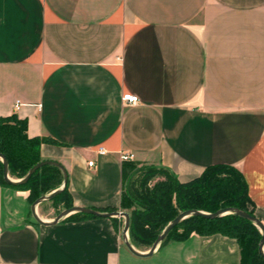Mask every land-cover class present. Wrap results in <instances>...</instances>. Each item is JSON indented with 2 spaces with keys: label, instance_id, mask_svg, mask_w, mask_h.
<instances>
[{
  "label": "crops",
  "instance_id": "crops-1",
  "mask_svg": "<svg viewBox=\"0 0 264 264\" xmlns=\"http://www.w3.org/2000/svg\"><path fill=\"white\" fill-rule=\"evenodd\" d=\"M13 114L59 142L39 152L65 168L73 206L123 211L132 153L180 181L237 167L264 221V0H0V117ZM27 195L0 182V264H239L220 234L138 256L122 216L51 223L36 205L41 224Z\"/></svg>",
  "mask_w": 264,
  "mask_h": 264
},
{
  "label": "trees",
  "instance_id": "trees-1",
  "mask_svg": "<svg viewBox=\"0 0 264 264\" xmlns=\"http://www.w3.org/2000/svg\"><path fill=\"white\" fill-rule=\"evenodd\" d=\"M43 143L59 142L48 135L28 136L26 121L14 114L0 117V153L7 159L10 178L20 179L34 164L47 160L39 152ZM121 169L123 182L120 208L129 214L128 238L137 249L148 250L167 224L185 210L214 213L232 207L255 216L243 173L233 165L211 164L187 181H180L165 167L138 164L134 160L123 161ZM2 170L3 163L0 159V182L28 191L27 200L30 203L59 188L63 182L62 171L50 164L36 169L24 184L6 183ZM47 203L52 205L56 215L63 208L72 207L68 185L50 200L38 205L42 208ZM101 211L110 212L114 209ZM91 216L93 215L74 212L65 219L76 220ZM192 233L220 234L233 238L239 247V264H264V255L258 251L262 237L260 229L252 221L235 213L213 218L188 215L169 231L159 245L170 240H185Z\"/></svg>",
  "mask_w": 264,
  "mask_h": 264
},
{
  "label": "water",
  "instance_id": "water-1",
  "mask_svg": "<svg viewBox=\"0 0 264 264\" xmlns=\"http://www.w3.org/2000/svg\"><path fill=\"white\" fill-rule=\"evenodd\" d=\"M0 159L3 163V170H2L3 178H4L6 183L12 184V185L24 184L29 179L31 174L36 169L41 167L42 165H46V164L54 165L62 171V174H63L62 186H60L59 188L53 190L52 192H50L48 194H45V195L38 197L33 203H31V206H30L31 213H32V216L35 219V221L38 223H41V224H45L46 222L41 220L36 213V205H38L39 203H41L43 201L50 200L54 195L59 193L66 186V184H67V172H66L65 168L63 167V165L61 163H59L58 161H55V160H42V161L34 164L32 167H30L28 169V171L26 172V174L22 178L12 179L9 177L8 172H7L8 162H7L6 157L0 153ZM74 212H81L84 214H89V215L98 216V217L122 216L124 218V224L122 227V237L124 240V244L133 254L138 255V256L150 255L153 252V250L160 244V242L166 237V235L169 233V231L175 225H177L181 219L185 218L188 215H198V216H203L206 218H213V217H216L218 215H223V214L231 212V213H235V214H237V215H239L245 219L252 221L260 229V231L262 233V237H261V240L259 242L258 251H259V253L264 255V251H263V247H264V224H263V222L259 218L252 216L248 212L243 211V210L238 209V208H232V207L224 208V209L217 210L214 213H205V212H201V211H198L195 209L182 211L167 224V226L159 233V235L157 236V238L155 239V241L153 242L151 247L144 253L138 252L136 249H134L132 244L129 241V238L127 235L128 227H129V214L127 212H124V211L101 212V211H98V210H95V209L89 208V207L72 206L70 208H65L64 210L59 212L53 218L51 223H56L62 217L69 215L71 213H74Z\"/></svg>",
  "mask_w": 264,
  "mask_h": 264
},
{
  "label": "built area",
  "instance_id": "built-area-1",
  "mask_svg": "<svg viewBox=\"0 0 264 264\" xmlns=\"http://www.w3.org/2000/svg\"><path fill=\"white\" fill-rule=\"evenodd\" d=\"M122 99L124 101H127L128 103H135L138 100L136 96H134V95H132L130 93L123 94ZM99 152L102 153L104 151L102 149H99ZM120 158H121L122 161L132 160L134 158V155L132 153H122L120 155ZM92 164H93V161H89L88 162V165L91 166Z\"/></svg>",
  "mask_w": 264,
  "mask_h": 264
},
{
  "label": "rangeland",
  "instance_id": "rangeland-1",
  "mask_svg": "<svg viewBox=\"0 0 264 264\" xmlns=\"http://www.w3.org/2000/svg\"><path fill=\"white\" fill-rule=\"evenodd\" d=\"M52 205H50V203H47L46 205H44V206H42V209L43 208H46V209H51L52 207H51ZM51 207V208H50ZM144 249V248H143ZM139 250H142V249H139ZM145 251V250H144Z\"/></svg>",
  "mask_w": 264,
  "mask_h": 264
}]
</instances>
